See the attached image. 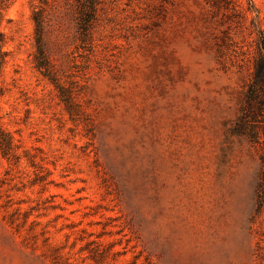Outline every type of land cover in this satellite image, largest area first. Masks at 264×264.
<instances>
[{"label":"rangeland","instance_id":"rangeland-1","mask_svg":"<svg viewBox=\"0 0 264 264\" xmlns=\"http://www.w3.org/2000/svg\"><path fill=\"white\" fill-rule=\"evenodd\" d=\"M43 1L0 8V264H264V150L232 132L264 0H98L86 37Z\"/></svg>","mask_w":264,"mask_h":264},{"label":"trees","instance_id":"trees-1","mask_svg":"<svg viewBox=\"0 0 264 264\" xmlns=\"http://www.w3.org/2000/svg\"><path fill=\"white\" fill-rule=\"evenodd\" d=\"M5 1L10 2L11 0H0L1 9L8 8V3H4ZM77 2V28L82 37H86L96 19L98 0H77ZM33 21L35 23V42L37 48L34 55V66L43 77L60 89L52 74L45 51V25L42 9H37L33 12ZM256 34L257 56L254 58L253 72L245 92V105L232 128V132L234 135L245 136L250 142L260 145L264 150V34L261 29H257ZM6 46V36L0 31V76L10 56V51L6 49ZM0 154L9 163L17 164L20 162V157L15 152L13 138L10 133L2 128L1 123ZM262 163L264 164V158H262Z\"/></svg>","mask_w":264,"mask_h":264}]
</instances>
